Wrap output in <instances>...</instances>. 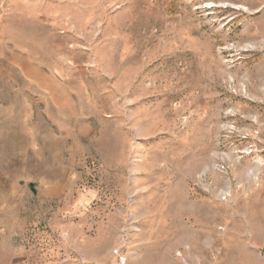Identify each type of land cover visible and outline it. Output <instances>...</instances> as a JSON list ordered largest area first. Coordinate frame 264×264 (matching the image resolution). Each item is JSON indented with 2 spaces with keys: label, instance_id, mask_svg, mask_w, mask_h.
<instances>
[{
  "label": "rangeland",
  "instance_id": "obj_1",
  "mask_svg": "<svg viewBox=\"0 0 264 264\" xmlns=\"http://www.w3.org/2000/svg\"><path fill=\"white\" fill-rule=\"evenodd\" d=\"M1 100L17 262L264 264V0H0Z\"/></svg>",
  "mask_w": 264,
  "mask_h": 264
},
{
  "label": "crops",
  "instance_id": "obj_2",
  "mask_svg": "<svg viewBox=\"0 0 264 264\" xmlns=\"http://www.w3.org/2000/svg\"><path fill=\"white\" fill-rule=\"evenodd\" d=\"M31 45H28L24 48V55L25 57H33V56H37L36 53L33 52L32 48L30 47ZM55 48V47H54ZM39 56H42L41 53H39ZM50 56H54V60L55 64L53 66H47L44 65V68L46 70L45 73H49L50 75H53V77H56L55 74H59L63 73V74H67L69 70H71L72 68H68V64H64L63 66L61 65V67H59L58 61H57V54L56 53H52L50 54ZM38 65L43 66V64L41 63V61H36ZM52 62V61H51ZM72 64L70 63V66ZM58 84V83H57ZM71 82H69V80L65 79L64 82H59V87L63 90H65L67 93L70 94V96H73V87L71 86ZM30 86L26 87V89H29V91L34 95L33 99H36V91L35 90H39V92L45 93L46 94V99H48V103L55 107L56 106V98L58 96V91H56L54 88L53 89H49L47 88V86H43L41 83L39 84H35V83H30ZM39 94V93H38ZM40 95V94H39ZM41 100V98L39 97V101ZM11 104L9 101L7 100H1L0 101V112L2 114V116L0 115V121H7V114L8 112H10L11 110L14 112H20L21 109L20 108H12L11 109ZM30 108H28V111ZM7 132V135L9 134V129L5 130ZM11 182V178H10V172L7 166H5V164L3 162L0 163V183L1 184H5L9 185ZM0 200L7 202V204H9V202L12 200L14 201L15 198H19V194H11L9 191H4V192H0ZM15 212L14 211H10L9 209H7V206H4L2 208H0V249H5L7 251L6 255L7 257L4 258L3 261H1L0 263L2 264H26L25 262H17V256H15V250L17 251L19 249L18 247V242L20 241V237L23 240V238L25 237V230H24V226H20L19 222L17 221V225H16V230L14 232L17 233V236H15L14 233H11L10 231V227L6 226L5 231L2 230V216H10L13 215ZM4 221V220H3ZM10 222V221H8ZM14 222V221H11ZM22 229V230H21ZM18 247V248H17ZM14 250V253L11 252L10 250ZM26 255V254H25Z\"/></svg>",
  "mask_w": 264,
  "mask_h": 264
},
{
  "label": "built area",
  "instance_id": "obj_3",
  "mask_svg": "<svg viewBox=\"0 0 264 264\" xmlns=\"http://www.w3.org/2000/svg\"><path fill=\"white\" fill-rule=\"evenodd\" d=\"M220 194H221V192H220ZM221 195L225 196V198H226L229 195V192H228V194H227V192H223Z\"/></svg>",
  "mask_w": 264,
  "mask_h": 264
},
{
  "label": "bare ground",
  "instance_id": "obj_4",
  "mask_svg": "<svg viewBox=\"0 0 264 264\" xmlns=\"http://www.w3.org/2000/svg\"><path fill=\"white\" fill-rule=\"evenodd\" d=\"M211 5V4H210ZM236 6V5H235ZM241 6H236V8H239ZM246 7V6H245ZM247 47H253V45H246Z\"/></svg>",
  "mask_w": 264,
  "mask_h": 264
}]
</instances>
